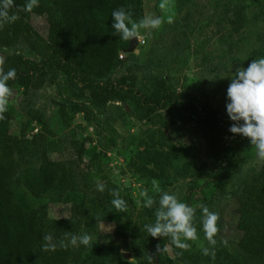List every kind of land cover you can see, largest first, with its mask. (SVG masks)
I'll use <instances>...</instances> for the list:
<instances>
[{
	"label": "rangeland",
	"instance_id": "rangeland-1",
	"mask_svg": "<svg viewBox=\"0 0 264 264\" xmlns=\"http://www.w3.org/2000/svg\"><path fill=\"white\" fill-rule=\"evenodd\" d=\"M141 7L142 19L159 18L161 24L156 29H140L142 39L137 40L138 53L130 54L112 79L125 77L130 80L133 77L137 89L164 79L171 92L209 100L216 110L227 115L226 91L230 78L237 68H247L264 52V11L261 12L253 0H141ZM29 22L39 35L46 34L44 18L31 17ZM19 55L35 58L28 45L19 43L11 48H0V64L11 65ZM9 89L11 95L7 98L6 111L0 113L11 116L7 122L9 134L30 138L42 131L48 140L58 144L50 155L52 161L70 158L73 137L78 141L89 138L91 142L86 144L87 148L104 153L111 181L128 190L134 202L130 222L117 220L100 224L95 230L91 228L85 232L90 242L113 245L119 248L123 260L138 264L144 249L143 241L152 239L144 226L155 221L160 192H168L195 210L192 224L197 239L184 241L189 245L186 250L193 253L212 246L202 229L201 206H205L219 217L215 245L221 244L229 252L238 253L237 244L242 234L236 228V194L241 182L249 180L264 160L257 157L254 145L246 143L235 153L238 167L230 174L222 192L216 194L211 190V181L217 174L224 173L225 168L216 164L220 145L212 146L205 136L209 131H215L219 136L221 133L218 128L208 129L203 121L186 120L185 112L176 106L170 113L160 112L158 117L142 120L124 103L109 102L105 107L97 108L86 98H77L61 76L53 86L46 85L35 92L24 93L16 86ZM67 102L87 107L94 121L88 123L82 114L73 116ZM60 104L65 108L61 109ZM63 119L69 121V127L64 126ZM145 150L161 156L156 164L148 166L160 177L150 182L141 180L131 167L138 161L137 154ZM16 163L18 180L12 186L17 195L26 193L50 219L68 218L70 205L50 202L47 193L39 192L41 189L35 191L36 197L28 190L27 178L31 174L38 175L44 162L17 156ZM187 165L191 172L200 169L201 174H186ZM141 192L154 200L151 208L143 206ZM170 249L173 258L167 261V252L155 247L164 264H184L179 256L186 250L174 245ZM240 262L264 264V260L244 258H240Z\"/></svg>",
	"mask_w": 264,
	"mask_h": 264
},
{
	"label": "trees",
	"instance_id": "trees-1",
	"mask_svg": "<svg viewBox=\"0 0 264 264\" xmlns=\"http://www.w3.org/2000/svg\"><path fill=\"white\" fill-rule=\"evenodd\" d=\"M253 1L263 12L264 0ZM28 2L13 0L7 11L9 16L15 15L16 20L9 22L0 18V48L25 43L35 56L29 59L19 55L11 65L0 64V72L15 69V78L6 82L8 87L16 86L24 93L35 92L46 85L53 86L61 76L77 98H86L97 108H103L109 102L124 103L133 108L142 120L158 117L160 112L170 113L176 106L185 112L186 120L203 121L208 129H219L221 136L209 131L205 139L212 146L220 145L221 148L216 164L223 166L225 172L212 179L211 190L216 194L222 192L230 174L238 167L235 153L249 143L248 138L228 131L231 124L228 116L216 110L209 100L171 92L164 79L154 80L139 89L135 87L133 77L130 80L125 77L112 79L130 54L124 53L129 41L113 35L111 13L123 9L133 22H139L143 16L141 0H35L32 9L26 11ZM31 17L44 18L47 25L44 36L32 29ZM121 54L124 58L119 59ZM259 57L264 58V52ZM67 104L73 116L82 114L88 123L94 121L84 105ZM60 106L65 108L62 104ZM10 118L9 113L5 116L0 114V264H131L121 258L119 248L113 245L90 242L88 246H60L65 234L82 235L100 224L117 220L130 222L129 214L134 202L127 189L111 181L104 153L87 148L86 144L91 139L78 141L73 137L70 158L52 161L50 155L56 151V141L48 140L42 131L30 138L13 136L7 128ZM62 121L69 127L67 119ZM17 156L44 162L45 166L38 175L31 174L27 178L28 190L36 197L35 191L41 189L39 192L47 193L50 202L70 205L68 218L50 219L26 193L17 195L12 186L18 180ZM137 159L131 167L141 180L150 182L160 178L148 167L161 159L160 154L145 150L137 154ZM191 171L187 165L186 174H201L200 169ZM98 183L104 184L103 193L96 191ZM112 191H117L126 202L125 210H117L112 205ZM236 201V228L242 234L237 244L238 253L229 252L221 244L212 245L208 255L203 254V249L193 253L184 251L179 256L181 262L242 264L240 258L264 260V160L249 180L241 182ZM45 235L53 237L54 251L42 249ZM167 244L172 245L169 237L145 239L138 264H164L155 247L159 246L165 253Z\"/></svg>",
	"mask_w": 264,
	"mask_h": 264
},
{
	"label": "clouds",
	"instance_id": "clouds-1",
	"mask_svg": "<svg viewBox=\"0 0 264 264\" xmlns=\"http://www.w3.org/2000/svg\"><path fill=\"white\" fill-rule=\"evenodd\" d=\"M12 2L13 0H0V18L9 22L17 19L15 15H8L7 10L11 7ZM34 4L35 0H29L25 5V10L30 11ZM111 18L113 35L125 41H130L133 38L140 40L142 39L140 29H156L161 24V20L154 17H146L139 22H133L130 15L123 9L114 10L111 13ZM15 76V69H10L6 73L0 72V113L6 111L7 98L11 95L6 82L9 79H14ZM226 101V114L231 121L228 131L233 135L248 138L249 143L256 149L257 157L264 159V58L254 59L247 68H237L233 77L230 78ZM104 190V184L96 185V191L103 193ZM156 190L160 192L158 187ZM111 195L114 197L111 201L112 205L117 210H125L126 202L119 197V193L112 191ZM140 195L144 201L143 206L151 208L154 200L145 192H141ZM201 208V223L205 239L210 245H215L214 237L218 232L219 217L215 212L209 211L207 207L201 206ZM194 211L191 206L181 202L177 195L160 192L155 221L146 224L144 228L150 237H169L170 244L186 250L189 245L184 241L197 239L196 228L192 224ZM43 241V250H55L56 244L53 243L51 235H45ZM89 244L90 237L87 234H65L64 240L60 241L61 247L88 246ZM202 251L203 254L208 255V248H204Z\"/></svg>",
	"mask_w": 264,
	"mask_h": 264
},
{
	"label": "water",
	"instance_id": "water-1",
	"mask_svg": "<svg viewBox=\"0 0 264 264\" xmlns=\"http://www.w3.org/2000/svg\"><path fill=\"white\" fill-rule=\"evenodd\" d=\"M137 46H138V42L136 39L133 38L132 40L129 41L128 48L125 50L124 53L125 54L138 53ZM165 249H166V252H167V255L169 256V258H173V254L171 252L169 244H167L165 246Z\"/></svg>",
	"mask_w": 264,
	"mask_h": 264
},
{
	"label": "built area",
	"instance_id": "built-area-1",
	"mask_svg": "<svg viewBox=\"0 0 264 264\" xmlns=\"http://www.w3.org/2000/svg\"><path fill=\"white\" fill-rule=\"evenodd\" d=\"M122 56H123V55L121 54V55L119 56V59H122Z\"/></svg>",
	"mask_w": 264,
	"mask_h": 264
}]
</instances>
